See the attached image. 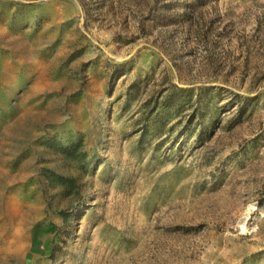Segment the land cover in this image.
Masks as SVG:
<instances>
[{"label": "rangeland", "instance_id": "1", "mask_svg": "<svg viewBox=\"0 0 264 264\" xmlns=\"http://www.w3.org/2000/svg\"><path fill=\"white\" fill-rule=\"evenodd\" d=\"M0 264H264V0H0Z\"/></svg>", "mask_w": 264, "mask_h": 264}, {"label": "trees", "instance_id": "2", "mask_svg": "<svg viewBox=\"0 0 264 264\" xmlns=\"http://www.w3.org/2000/svg\"><path fill=\"white\" fill-rule=\"evenodd\" d=\"M77 148V145H72V146H68L66 148V151L68 152V154H70L72 156V154H74V150ZM60 180H62V178H60Z\"/></svg>", "mask_w": 264, "mask_h": 264}]
</instances>
